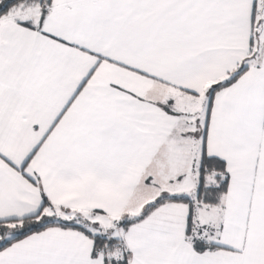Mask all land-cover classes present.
<instances>
[{
    "label": "snow or ice",
    "instance_id": "obj_1",
    "mask_svg": "<svg viewBox=\"0 0 264 264\" xmlns=\"http://www.w3.org/2000/svg\"><path fill=\"white\" fill-rule=\"evenodd\" d=\"M0 264H264V0H0Z\"/></svg>",
    "mask_w": 264,
    "mask_h": 264
}]
</instances>
